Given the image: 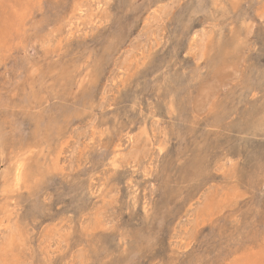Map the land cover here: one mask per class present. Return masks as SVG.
Returning a JSON list of instances; mask_svg holds the SVG:
<instances>
[{
	"label": "rangeland",
	"instance_id": "obj_1",
	"mask_svg": "<svg viewBox=\"0 0 264 264\" xmlns=\"http://www.w3.org/2000/svg\"><path fill=\"white\" fill-rule=\"evenodd\" d=\"M0 264H264V0H0Z\"/></svg>",
	"mask_w": 264,
	"mask_h": 264
},
{
	"label": "bare ground",
	"instance_id": "obj_2",
	"mask_svg": "<svg viewBox=\"0 0 264 264\" xmlns=\"http://www.w3.org/2000/svg\"><path fill=\"white\" fill-rule=\"evenodd\" d=\"M154 21V20H153ZM209 30V29H208ZM142 44V43H141ZM131 50V49H130ZM136 57V56H135ZM124 60V59H123ZM124 63V62H123ZM123 135V134H122ZM125 137V136H124ZM132 144V143H131ZM144 144V143H143ZM150 149V147H149ZM135 150V149H134ZM137 150V149H136ZM129 152V151H128ZM133 153V152H132ZM73 154V153H72ZM116 154V153H115ZM128 155V154H127ZM131 156V155H130ZM114 159V158H113ZM3 189V188H2ZM210 206V205H209ZM212 206V205H211ZM212 208V207H211ZM10 219V218H9ZM56 235V234H55ZM10 244V243H9ZM6 254V253H5Z\"/></svg>",
	"mask_w": 264,
	"mask_h": 264
}]
</instances>
